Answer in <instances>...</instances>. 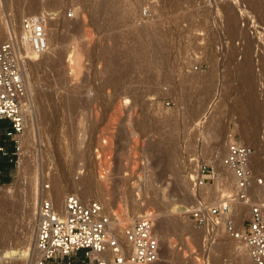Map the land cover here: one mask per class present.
<instances>
[{"label": "rangeland", "instance_id": "1", "mask_svg": "<svg viewBox=\"0 0 264 264\" xmlns=\"http://www.w3.org/2000/svg\"><path fill=\"white\" fill-rule=\"evenodd\" d=\"M44 11L59 17L50 24L49 49L26 63L32 113L25 112L19 162L0 157L12 176L7 184L2 180L0 192L13 188L16 194H0V251L10 242V264L33 263L24 259L22 244L28 237L35 243L41 193L52 197L62 174L100 181L109 191L110 212H128V225L144 214L134 208L152 213L161 243L158 264H240L244 242L232 239L223 225L214 244L185 211L234 193V178L222 161L230 134L243 142V106L259 114L248 125L258 128L255 143L264 145V0H0V36L13 34L26 43L23 18ZM247 55L252 64L247 58L246 65ZM216 126L221 144L213 151L208 129ZM259 161L260 169L253 167L264 179V152ZM201 163L220 173L221 187L194 185ZM259 187L253 200L264 203L255 192H264V183ZM73 191L69 187L66 196ZM100 199L96 192L82 200L103 207ZM249 210L239 219L233 209L236 227L244 225ZM84 255H75L73 264Z\"/></svg>", "mask_w": 264, "mask_h": 264}, {"label": "built area", "instance_id": "2", "mask_svg": "<svg viewBox=\"0 0 264 264\" xmlns=\"http://www.w3.org/2000/svg\"><path fill=\"white\" fill-rule=\"evenodd\" d=\"M58 17V13L52 11L24 17L21 28L26 43L13 34L6 38L0 36V128L5 126L0 138L4 136V141L13 144L12 152L0 146V157L11 165L19 162L26 128L24 108L31 107L25 78L26 63L31 55L42 54L49 49L50 24ZM66 18H73V14L68 13ZM195 70H199V66ZM253 158V147L230 134L222 166L233 176L235 191L218 203H201L193 207L190 218L214 244L218 230L224 225L232 239L244 242L252 264H264V209L252 202L251 196L254 186H261L264 179L257 175ZM196 173L193 182L198 188H204L218 178L217 172L205 163L198 165ZM4 177L11 179L10 169L0 168V186ZM239 203L250 208L241 230L237 229L233 219V209ZM123 235L124 241L117 236L111 217L104 213L98 202L85 203L77 195L68 194L64 211L60 212L48 195L40 200L36 210L34 246L39 253L37 264H73V257L80 252H85L80 264L159 263L161 243L152 213L136 217L124 228Z\"/></svg>", "mask_w": 264, "mask_h": 264}, {"label": "bare ground", "instance_id": "3", "mask_svg": "<svg viewBox=\"0 0 264 264\" xmlns=\"http://www.w3.org/2000/svg\"><path fill=\"white\" fill-rule=\"evenodd\" d=\"M256 2V1H255ZM21 3H23V2H21ZM257 3V2H256ZM25 5V4H24ZM24 5H23V7L22 8H24ZM22 6V4H20V7ZM260 6V5H259ZM223 7V6H222ZM236 15V14H235ZM232 18V17H231ZM236 29V28H235ZM256 34V33H255ZM232 37V36H231ZM247 39V38H246ZM252 52V51H251ZM239 53V52H238ZM248 56V57H247ZM246 57H245V60L244 61H247L248 59H250L251 57H249L250 55H247ZM248 58V59H247ZM60 60H63L61 57H60ZM59 59H58V61L57 62H61ZM263 60V59H262ZM250 61H251V59H250ZM248 64V61L246 62V65ZM249 64H250V62H249ZM251 64H252V61H251ZM254 66V65H253ZM250 67V66H249ZM241 68V67H240ZM248 68V67H247ZM251 68V67H250ZM246 71V70H245ZM244 74V73H243ZM264 76V75H263ZM25 78H26V72H25ZM187 80V79H186ZM189 80H191V79H189ZM188 80V81H189ZM193 80V79H192ZM254 89V88H253ZM259 93V92H258ZM252 94V93H251ZM28 96H29V94H28ZM255 96H256V94H255ZM31 97V96H30ZM249 96H247V98H248ZM244 99V98H243ZM249 100H253V99H250L249 98ZM248 99H247V101H249ZM32 101V100H31ZM246 101V99L244 100V102ZM254 101V100H253ZM253 101H251V102H253ZM250 101H249V103H251ZM248 103V102H247ZM248 103V104H249ZM242 104H243V102H242ZM262 104V103H261ZM26 105H28V103L26 104ZM45 105V104H44ZM244 105H245V103H244ZM237 106V105H236ZM242 106V105H241ZM247 106V105H246ZM246 106H243L242 107V114H241V116H242V118H241V120H240V125H241V131L240 132H242V136H243V142L245 143V144H247V145H250V146H252L254 149H255V154H254V158H253V166H256L257 167V163L258 162H260L259 161V155H262L263 154V152H264V145H261L259 142H257V143H255L256 142V140H257V138L259 137V135H258V128L257 129H254L255 127H254V124H253V128H250L251 126H249L248 124H249V122H250V120L251 121H254V122H256L257 121V118H258V115L259 114H257L256 112L254 113V111L255 110H253L252 111V113L253 114H255V115H251L250 114V112H249V110L251 109H249V107H246ZM252 106V105H251ZM255 106V105H254ZM28 107V106H27ZM27 107L25 106V112H27L28 111V113H32V112H30L29 110H27ZM238 107V106H237ZM241 108V107H240ZM257 109V108H256ZM252 110V109H251ZM258 110H260V109H258ZM240 111V112H241ZM261 111V110H260ZM44 112V111H43ZM263 112V111H262ZM46 113V112H45ZM248 113H249V116H248ZM49 115H50V113H49ZM250 115L251 116H253L252 118L250 117ZM260 115H262V114H260ZM31 116V115H30ZM47 116V115H46ZM45 117V116H44ZM48 117V116H47ZM206 117H207V115H206ZM206 117H204V118H206ZM210 117V116H209ZM263 117V116H262ZM203 118V119H204ZM214 118V117H213ZM43 119V118H42ZM263 119V118H262ZM51 120V119H50ZM256 120V121H255ZM264 120V119H263ZM262 120V121H263ZM52 121V120H51ZM261 121V122H262ZM257 123H259V122H257ZM263 123V122H262ZM212 124H213V121H212ZM216 124V123H215ZM239 125V126H240ZM252 125V124H251ZM215 127V126H214ZM208 128H213L212 126L211 127H208ZM208 128H206L205 130H207ZM216 128H217V126H216ZM262 128V127H261ZM264 128V127H263ZM219 129L217 128V130L215 129H212V131L210 130V129H208V132H211V135L212 134H214V137H213V140H215V141H213V144H214V142H216L215 143V148H213V151H215V150H217L219 147H220V144H221V142L219 141L220 140V133H219V131H218ZM261 131V130H260ZM25 132V131H24ZM262 132V131H261ZM207 133V131L205 132V134ZM262 134V133H261ZM210 135V136H211ZM264 137V136H263ZM212 139V138H211ZM228 140V139H227ZM259 140V139H258ZM263 144H264V142H263ZM262 153V154H261ZM258 156V157H257ZM256 160H257V163L255 164V162H256ZM258 165H259V167H260V163H258ZM259 167H257V169H260ZM263 168V167H262ZM66 169V168H65ZM224 170L226 171V169L224 168ZM66 171V170H65ZM68 171V170H67ZM260 171V170H259ZM227 172V171H226ZM65 173V172H64ZM67 173H69L70 174V169H69V171L67 172ZM228 173V172H227ZM23 174H24V172H23ZM79 174H81L82 175V172H80ZM218 174V178H217V180L215 181L216 183H217V185H219V187H221V182L223 183V178H221L222 176L220 175V173H217ZM65 175V174H64ZM63 174L62 175H60V176H58L55 180V186H54V190L52 189V191H54V193L52 194L53 196H52V199H53V202H54V205H55V207H56V209L58 210V211H60V212H63L64 211V207H65V198H66V193H65V191L66 190H68L69 189V187H73V189H74V191L73 192H75V195H77V196H79L80 198H82V199H85V200H89V199H92L93 197H94V195H95V193L96 192H99V195H100V198L103 200L102 202H103V207H104V213H106L108 216H110L111 217V219H112V225H113V227L116 229V231H117V234H123V231H124V228L128 225V223L131 221V218H130V216H129V213L128 212H125L124 213V215L122 216V217H120V216H118V214L117 213H114V212H110V210H111V204H112V202L109 200V199H107V197H108V195H109V191H107L106 189H104V186L102 185V184H100L98 181H96L94 178H87V176L86 175H83V176H80V177H78L75 181H73V179L72 178H70V175H69V178H67V177H65ZM67 176V175H66ZM89 176V175H88ZM222 180V181H221ZM233 182L235 183V181L233 180ZM216 183H215V185H216ZM227 183H229V182H227ZM54 184V183H53ZM99 184V185H98ZM224 184H226V183H224ZM102 186H103V188H102ZM230 186V185H229ZM257 186V185H256ZM208 187H210V186H208ZM259 187V186H258ZM3 188H5V187H3ZM259 188H262V187H259ZM11 189H13V188H5V189H3V190H1V192H0V194H2L3 196H9V195H12L14 192L12 191L11 192ZM217 190H218V188H217ZM263 191H264V189H263ZM255 192L256 193H258L259 194V196L261 197V196H263L264 195V192H260V191H258V189H256L255 190ZM260 192V193H259ZM71 194H73V193H71ZM13 195H16L15 193L13 194ZM34 195V194H33ZM49 195V192L48 191H45V190H43V192L41 193V197H40V200L41 199H43V198H45L46 196H48ZM251 196H252V202H254V203H256L255 201H253V198H255L254 197V188L252 189V192H251ZM259 196H258V198H259ZM0 197H2V196H0ZM12 197V196H11ZM33 197V196H32ZM36 197V196H35ZM4 199H6L5 197H4ZM34 199V198H33ZM100 199V200H101ZM260 199V198H259ZM35 200V199H34ZM261 200V199H260ZM262 201V200H261ZM90 202H96V201H90ZM89 202V203H90ZM263 202V201H262ZM2 203H3V201H2ZM256 204H258V205H260L263 209H264V203H256ZM29 205H30V208H28L29 210H26V213L27 214H25V216H26V221H25V228H23L24 229V232L26 233L25 235H30V232L28 231L29 230V226H30V221H31V219H32V212H33V200H32V198L30 199V203H29ZM248 207L249 206H247L246 204H244V203H239L237 206H236V212H235V216L237 217V218H242L243 216H244V214H246V211L248 212ZM191 208V207H190ZM125 209V208H124ZM250 209V208H249ZM137 210H139V211H141L142 213L144 212H146L145 211V209L144 208H141V209H138V207L137 208H134L133 209V213H135ZM186 212H190V210L188 211H185V213ZM187 214V213H186ZM35 216V218H34V224H35V234H36V215H34ZM33 224V225H34ZM237 229L238 230H241L242 229V225H240V224H237ZM24 235V236H25ZM26 237V236H25ZM35 239H36V235H35ZM0 242H2V240H0ZM10 243V242H9ZM8 243V244H9ZM3 244V243H2ZM8 244H6L5 246L7 247V248H4L3 250L1 249V251H0V254H1V256H2V262H1V264H10V262L14 259V257L13 256H8V254L6 253L7 252V250H10V249H12L11 247H9L8 248ZM11 245V244H10ZM13 245V244H12ZM4 245H1V247H3ZM14 249V248H13ZM20 249V248H19ZM22 249H23V256H24V259H30V260H32L33 261V263L32 264H37V259L39 258V253L35 250V246H34V244H32V243H30V238L28 237V238H26L25 239V241H23V244H22ZM9 253V252H8ZM194 259V258H193ZM194 261V260H193ZM196 262V261H195ZM26 263V262H25ZM25 263H23V264H25ZM239 263L240 264H252V262H251V259H250V257H249V254H248V251H247V249L244 251V249H243V253L240 255V257H239ZM187 264H189V263H187Z\"/></svg>", "mask_w": 264, "mask_h": 264}, {"label": "trees", "instance_id": "4", "mask_svg": "<svg viewBox=\"0 0 264 264\" xmlns=\"http://www.w3.org/2000/svg\"><path fill=\"white\" fill-rule=\"evenodd\" d=\"M1 145H3L2 142L0 143V146H1ZM3 146H4V145H3ZM8 150H9L10 152L13 151V149H9V148H8ZM0 168H6V169H8V170L11 169V167H9V165L4 166V165H2V164H0ZM9 182H10V179H9L8 177H4V178H3V183H4V184H7V183H9Z\"/></svg>", "mask_w": 264, "mask_h": 264}, {"label": "crops", "instance_id": "5", "mask_svg": "<svg viewBox=\"0 0 264 264\" xmlns=\"http://www.w3.org/2000/svg\"><path fill=\"white\" fill-rule=\"evenodd\" d=\"M12 149H13V147H12ZM9 179H10V177H8Z\"/></svg>", "mask_w": 264, "mask_h": 264}]
</instances>
